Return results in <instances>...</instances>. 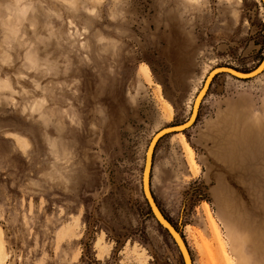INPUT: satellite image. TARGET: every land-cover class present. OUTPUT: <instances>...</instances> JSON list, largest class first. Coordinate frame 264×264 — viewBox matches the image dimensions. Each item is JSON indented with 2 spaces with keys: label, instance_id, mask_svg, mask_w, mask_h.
<instances>
[{
  "label": "rangeland",
  "instance_id": "374dc122",
  "mask_svg": "<svg viewBox=\"0 0 264 264\" xmlns=\"http://www.w3.org/2000/svg\"><path fill=\"white\" fill-rule=\"evenodd\" d=\"M263 55L260 0H0V264H182L145 151ZM153 150L192 264H264V71Z\"/></svg>",
  "mask_w": 264,
  "mask_h": 264
},
{
  "label": "water",
  "instance_id": "95a60500",
  "mask_svg": "<svg viewBox=\"0 0 264 264\" xmlns=\"http://www.w3.org/2000/svg\"><path fill=\"white\" fill-rule=\"evenodd\" d=\"M263 8H264V0H260ZM264 64V55L262 60L259 62V64L249 71H242L238 70L236 68H231L227 66H220L217 68H214L209 74V76H212V80L216 78L217 76L221 74H226L228 76L238 78V79H251L258 75H260L264 68H262ZM262 68V69H261ZM261 69V70H260ZM193 123H190V119H187L185 122L177 125H171L162 128L157 132L155 137H158V140L164 138L165 136L176 134L179 132H184L185 130L189 129L192 126ZM150 175H151V168L149 172L146 174L145 180H143V189H142V195L147 203V206L149 208V211L154 218L155 222L166 231L170 239L173 241L174 245L176 246L179 256L181 258L182 264H192V260L188 251V248L186 246V243L184 242V239L182 238L181 234L177 231V229L169 222V220L166 218V216L163 214V212L158 207L152 193H151V186H150Z\"/></svg>",
  "mask_w": 264,
  "mask_h": 264
},
{
  "label": "bare ground",
  "instance_id": "6f19581e",
  "mask_svg": "<svg viewBox=\"0 0 264 264\" xmlns=\"http://www.w3.org/2000/svg\"><path fill=\"white\" fill-rule=\"evenodd\" d=\"M262 68H264V64H263ZM212 70L213 69H211V71ZM211 71H209L208 74ZM208 74L206 75L205 80H204L201 88L196 93V95L194 97V100H193V102L191 104V111H190V114H189L190 123H193L194 122V120L196 118V115H197L198 107H199V105L201 103V100H202V98H203V96L205 94V91L208 88V86L210 84V81L212 79V76H209L208 77ZM157 132H159V131H157ZM157 132L154 133V135L152 136V138H151V140H150V142H149V144L147 146V149L145 151L146 154H145V160H144V165H143L142 183H141L142 189H143V180H145L146 174L149 172V170L151 168V156H152V152L154 151L153 150L154 145H155L156 141L158 140V137L157 136L155 137V135L157 134ZM225 260H227V259H225Z\"/></svg>",
  "mask_w": 264,
  "mask_h": 264
},
{
  "label": "snow or ice",
  "instance_id": "6c2138e0",
  "mask_svg": "<svg viewBox=\"0 0 264 264\" xmlns=\"http://www.w3.org/2000/svg\"><path fill=\"white\" fill-rule=\"evenodd\" d=\"M86 78H87V73H83L82 74V79H86ZM84 115H85V121H87V113H85Z\"/></svg>",
  "mask_w": 264,
  "mask_h": 264
}]
</instances>
